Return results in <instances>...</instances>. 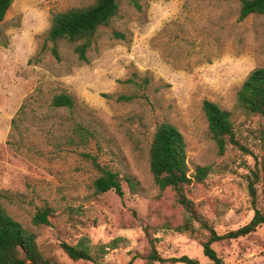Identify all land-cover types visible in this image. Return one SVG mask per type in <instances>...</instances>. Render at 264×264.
I'll return each instance as SVG.
<instances>
[{
	"label": "rangeland",
	"instance_id": "rangeland-1",
	"mask_svg": "<svg viewBox=\"0 0 264 264\" xmlns=\"http://www.w3.org/2000/svg\"><path fill=\"white\" fill-rule=\"evenodd\" d=\"M93 1L15 0L0 25V201L60 264H96L71 259L62 242L85 245L99 264H145L146 229L164 257L207 264L201 236L161 228L180 224L183 213L174 190L154 180L151 142L161 123H172L185 137L190 174L209 167L185 192L220 234L251 220L255 158L232 144L220 152L203 102L231 112L237 138L262 153L264 120L239 105L238 92L264 67V15L240 21L241 0H119L84 62L48 31L54 13ZM61 93L73 97V108L53 105ZM95 163L118 173L123 196L95 193ZM258 188L264 208L262 182ZM45 206L52 225L36 226ZM213 247L226 264H264V225Z\"/></svg>",
	"mask_w": 264,
	"mask_h": 264
},
{
	"label": "trees",
	"instance_id": "trees-1",
	"mask_svg": "<svg viewBox=\"0 0 264 264\" xmlns=\"http://www.w3.org/2000/svg\"><path fill=\"white\" fill-rule=\"evenodd\" d=\"M15 0H0V25L5 22ZM120 10L119 0H94L84 6L72 7L52 15L48 38L54 43L67 41L74 45V52L79 60L89 62L88 53L92 49L95 37L102 26L110 24ZM251 15H264V0H241L240 21ZM114 35L124 38L125 34L115 31ZM53 52L59 58L58 47ZM147 81V79H146ZM107 96V95H105ZM130 99L129 97H121ZM239 105L249 114L259 116L264 120V67L253 70L245 79L238 92ZM55 107H74V99L66 93L57 94L53 99ZM205 113L209 130L221 153L228 144H232L255 158V169L251 172L248 183L249 195L254 214L251 220L237 229L220 234L209 221L199 212L195 202L188 197L185 187L195 180L203 182L209 173L208 166H199L195 175L190 174L187 155V143L183 133L172 123H161L153 136L149 151L150 171L161 190L172 189L175 192V204L183 213V221L178 225L165 223L162 229L177 232H195L203 238V252L208 257L207 264H226L213 247L214 243L230 241L254 233L264 225V208L260 206L258 184L262 182V198L264 199V124L260 129V155H255L249 147L243 144L235 133L232 114L218 103L204 100ZM101 174L93 182L96 194L114 190L123 196L124 192L118 178V173L100 167ZM132 190L136 183L128 178ZM52 209L49 206L40 208L33 217L36 226L52 225ZM149 238V249L144 255L145 264H202L198 259L188 255L179 257H164L156 246L157 238L146 229ZM61 247L73 260L95 261L90 250L83 244L72 245L62 242ZM0 264H60L57 260L45 257L40 249L35 232L28 230L20 221L11 216L0 201Z\"/></svg>",
	"mask_w": 264,
	"mask_h": 264
}]
</instances>
